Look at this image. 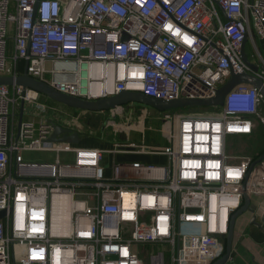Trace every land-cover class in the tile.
Here are the masks:
<instances>
[{
    "label": "built area",
    "instance_id": "obj_1",
    "mask_svg": "<svg viewBox=\"0 0 264 264\" xmlns=\"http://www.w3.org/2000/svg\"><path fill=\"white\" fill-rule=\"evenodd\" d=\"M254 35L264 41V0H0V75L28 63L29 77L89 101L208 99L232 73L264 81L242 57L249 39L264 68ZM41 97L0 86V264H143L146 253L150 264H214L244 193L264 196V161L252 172L250 156L228 164L229 137L264 124L250 85L214 116L163 113L161 149L49 143L58 121L25 108L19 126L21 102ZM128 152L168 162H114L108 175L105 156Z\"/></svg>",
    "mask_w": 264,
    "mask_h": 264
},
{
    "label": "crops",
    "instance_id": "obj_2",
    "mask_svg": "<svg viewBox=\"0 0 264 264\" xmlns=\"http://www.w3.org/2000/svg\"><path fill=\"white\" fill-rule=\"evenodd\" d=\"M253 1V0H250ZM255 44L257 47L258 52L264 57V41L258 39L254 35ZM245 52L249 58V60L254 63L258 64L259 58L257 55V51L252 43L251 40H247L245 46ZM61 106V105H60ZM55 107V106H54ZM66 117H70L71 126L64 127L66 129H71L75 132H78L80 137L81 134L88 133L90 135H95L94 131H90L89 127L87 126L91 124L93 128L97 125V121L94 123H86L81 122L80 118L86 114H91L93 116H105L107 114L105 122H107L106 126L110 125L112 119H116L117 121L123 120L125 122L128 121V124H123L120 127L115 128V132H111L113 137H122L126 143H121L117 145H126L129 143H138V135H142V140H145L146 136V127L145 122L149 119L158 118V115H155L153 112L150 111H143L141 114H138V110L134 108H130L126 112H105L100 114H92V113H85L81 111H71L65 110L62 107ZM78 118H75V117ZM140 121L141 124L139 123ZM130 122V123H129ZM61 126V124L58 122ZM134 124V126H130ZM101 128V132L104 133L106 130ZM99 131V133H100ZM144 132V134H142ZM97 133V134H99ZM137 136V139H133V134ZM119 134V135H118ZM145 137V138H143ZM133 139V140H132ZM82 147L87 148H95V149H109L106 147L104 143L99 144L98 142H93L91 140H87L86 138L81 137V141L79 143ZM159 145V144H158ZM166 145V144H165ZM165 145H162L165 146ZM115 148V147H114ZM113 148V149H114ZM37 155L39 158L41 157H49L53 158V155ZM33 156L32 153H27L26 158H31ZM112 159V165L114 162L123 164V163H134L140 162L145 164H153L151 161H165L167 164V159L165 157H155V156H146L142 154H138L136 152H128V153H118V154H108L105 156L103 161V166L105 167L107 174H111V169L107 168V164L109 159ZM128 158H135L133 160H128ZM155 165V164H154ZM247 204V206H246ZM233 223L230 225L232 226L233 230V241H232V250H231V257L227 264H264V196H253L248 197L247 199L243 200L242 207L240 211H237L232 216ZM231 230V229H230ZM230 233V232H229ZM227 238L224 240V254L227 251Z\"/></svg>",
    "mask_w": 264,
    "mask_h": 264
},
{
    "label": "water",
    "instance_id": "obj_3",
    "mask_svg": "<svg viewBox=\"0 0 264 264\" xmlns=\"http://www.w3.org/2000/svg\"><path fill=\"white\" fill-rule=\"evenodd\" d=\"M247 40H245L242 47V57L244 63L253 71V73H258L260 69L259 66L252 63L246 52ZM27 66L26 63L24 72L18 76H5L0 75V86H7L10 88L13 87H22L24 89H30L47 99L54 101L62 106H65L69 109H73L76 111H81L85 113L92 114H100L105 112H126L130 108L138 109L141 112L150 111L155 115H159L168 111L183 109V108H196V107H223L225 104V100L227 95L236 87L240 85H250L256 88L261 96L263 97L264 103V81L263 79L257 77L255 74L244 73V74H235L232 73L229 80L218 90L216 95L213 98L208 99H188L182 98L175 101H164L158 100L150 97H146L141 93L136 92H126L122 91L118 95L99 99L95 101L83 100L76 97H71L68 95H64L62 93L57 92L52 89L48 84L39 82L27 74ZM24 109L25 103L21 102L20 116H19V126L21 125L24 119ZM263 132H264V124H263ZM81 141V137L78 132H75L71 129H66L60 125H54V134L53 137L49 140V143L55 142H68L73 145H79ZM264 161V152L263 154L255 159L253 162L250 172L254 170V168ZM249 194L244 193V199H247ZM247 206V204H246ZM240 211V210H239ZM7 215L6 211L0 212V220L4 219ZM233 221V218H232ZM231 221V224L233 223ZM229 231L227 238V251L226 253L217 260L214 264H227L231 257L232 250V241H233V230L232 226Z\"/></svg>",
    "mask_w": 264,
    "mask_h": 264
},
{
    "label": "rangeland",
    "instance_id": "obj_4",
    "mask_svg": "<svg viewBox=\"0 0 264 264\" xmlns=\"http://www.w3.org/2000/svg\"><path fill=\"white\" fill-rule=\"evenodd\" d=\"M50 68V66H48ZM46 98V97H45ZM46 102L44 100H39L37 105H26V109L29 111L31 110L36 115H38V118H32L39 120L40 118H49L55 121H58L61 126L69 127L71 126V120L70 117H66V114L64 113V110L61 106H55L51 107L45 104ZM222 107H196V108H183V109H177L168 111L174 117L177 115L179 116H191V117H199V116H214L221 112ZM262 113L264 114V104L262 105ZM34 117V116H33ZM107 117V114L105 116H93L91 114H86L82 116L80 119L81 122L86 123H94L97 121V125H95L93 128L90 125L87 124L90 131H94L95 135H90L88 133L81 134L82 138H86L87 140H91L93 142H98L99 144L104 143L107 148L113 149L117 144L126 143L125 140L120 137H113L111 136V132H115L116 127H120L123 124H128L125 120L117 121L116 119H112L113 122L110 123V125L106 126L107 122H105ZM26 118V117H25ZM75 118H78L77 116ZM142 121L139 123L141 124ZM130 123V122H129ZM130 126H134V124H131ZM146 127V138H145V145L149 146L151 148H155L158 146V149H161L162 145H165L167 142V136L165 133V130H169L171 125L163 120L162 118H154L149 119L147 122H145ZM257 131L251 136H232L229 137V154L231 155L228 159V164L236 165L240 162L239 156H250L252 158H259L262 155V152L264 151V132H263V125L260 124L257 126ZM101 128H104L103 130H106L104 133H102L100 130ZM100 131V133H99ZM99 133V134H97ZM119 135V134H118ZM133 139H137V136L135 133L132 135ZM132 139V140H133ZM138 143L143 142L142 135H138L137 139ZM139 144V145H141ZM159 144V145H158ZM30 161H38L40 158L37 155H33ZM135 158H128V160H133ZM153 164L162 166L165 165V161H151ZM112 159H109V162L107 164V168H112ZM150 256L151 254L146 253L143 254V264H150Z\"/></svg>",
    "mask_w": 264,
    "mask_h": 264
},
{
    "label": "trees",
    "instance_id": "obj_5",
    "mask_svg": "<svg viewBox=\"0 0 264 264\" xmlns=\"http://www.w3.org/2000/svg\"><path fill=\"white\" fill-rule=\"evenodd\" d=\"M11 48V47H10ZM41 100H44L46 103L45 104H47L48 106H51V107H54V106H60V104H58V103H55L54 101H51V100H49V99H47V98H45V97H41ZM61 107H64V109L65 110H71V111H74V112H77L76 110H73V109H69V108H67V107H65V106H62L61 105ZM264 152V151H263ZM263 152H262V154H263ZM245 156H247V155H245ZM254 159H256V158H254Z\"/></svg>",
    "mask_w": 264,
    "mask_h": 264
},
{
    "label": "flooded vegetation",
    "instance_id": "obj_6",
    "mask_svg": "<svg viewBox=\"0 0 264 264\" xmlns=\"http://www.w3.org/2000/svg\"><path fill=\"white\" fill-rule=\"evenodd\" d=\"M138 110V109H137ZM141 112H143V110L141 109ZM141 112L138 110V114H141ZM163 114V113H162ZM162 114L158 115V118H162Z\"/></svg>",
    "mask_w": 264,
    "mask_h": 264
}]
</instances>
